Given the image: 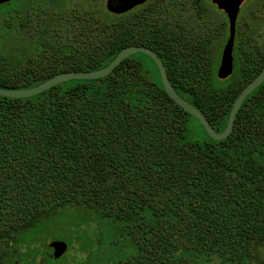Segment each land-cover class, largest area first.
<instances>
[{
	"label": "trees",
	"instance_id": "16d2710c",
	"mask_svg": "<svg viewBox=\"0 0 264 264\" xmlns=\"http://www.w3.org/2000/svg\"><path fill=\"white\" fill-rule=\"evenodd\" d=\"M62 1H23L0 13L5 35H25L30 45L0 51V89L98 71L121 50L145 47L176 94L221 133L235 98L264 68L263 12L246 9L233 74L221 81L227 23L213 21L204 34V0H152L122 14L108 13L101 0ZM176 9L191 12L198 25L173 27ZM191 120L199 140H190ZM97 222L133 248L116 264H264V83L222 141L170 99L143 54L99 79L28 98L0 96V264L29 263L36 244L54 233L70 238L59 241L68 250L74 241L92 256L99 234L88 227ZM64 254L43 255L68 264Z\"/></svg>",
	"mask_w": 264,
	"mask_h": 264
},
{
	"label": "water",
	"instance_id": "95a60500",
	"mask_svg": "<svg viewBox=\"0 0 264 264\" xmlns=\"http://www.w3.org/2000/svg\"><path fill=\"white\" fill-rule=\"evenodd\" d=\"M12 0H0V5H4L6 3L11 2ZM148 0H133L131 3L127 4L126 0H107L106 1V11L110 14H122L127 10L132 9L133 7L140 5ZM219 11H222L227 18L228 27H229V38L226 44L223 47L221 58L219 62V66L217 68L216 76L219 80H225L233 74L234 71V58H233V46H234V38H235V27L236 20L240 11L241 5L246 0H209ZM134 54H143L149 57L155 64L162 86L164 88L165 93L175 102L178 106H180L186 113L194 117L202 126L205 133L208 137L213 141H222L226 139L233 128V123L236 118V115L246 100V98L251 95L262 83H264V68L261 72L239 93V95L235 98L231 110L229 112V116L227 119L226 127L223 132L217 133L213 129V127L209 124L205 116L194 106L189 104L187 101L179 97L174 91L173 87L170 85L168 81V77L165 71V68L157 55L145 48L138 46H131L125 48L119 52V54L111 61L105 68L100 69L98 71L92 72H77V73H64L58 74L53 78L45 81L44 83L32 87L29 89L22 90H7L0 89V96L19 99V98H28L32 96H36L56 85L61 83L72 81V80H94L105 77L109 75L123 60L134 55ZM67 249V245L63 242L52 241L45 248V255L51 260H58ZM17 264H29L28 262L21 261Z\"/></svg>",
	"mask_w": 264,
	"mask_h": 264
},
{
	"label": "rangeland",
	"instance_id": "374dc122",
	"mask_svg": "<svg viewBox=\"0 0 264 264\" xmlns=\"http://www.w3.org/2000/svg\"><path fill=\"white\" fill-rule=\"evenodd\" d=\"M23 1H31V0H12L9 3L10 4L9 6L3 7L2 9H0V13L4 12L5 10H10V9L17 7ZM106 1L107 0H101V2H99V4L103 6V8L105 9H106V6H105ZM255 1H258V0H255ZM62 2L64 3V7H71L75 4H78V3L80 4L82 2H85V6H88L87 0H63ZM249 3L250 2H247V5H246V2H245L240 9V13L238 16V19H240V23H243L244 21H247V22L249 21L247 13H244L245 8H247ZM249 7H251V5ZM262 7H263L262 4L261 6L256 5L253 9L256 12L261 13L260 12L261 10L264 11ZM219 12L220 11H218L217 9H214L211 7V10H210L211 14L207 13L208 20H210V18L212 20V23L209 26L211 27L216 26L214 25L216 22L226 21L223 14ZM178 14L180 13L178 12ZM181 16H182L181 19L179 18L178 19L185 26L188 27V26L193 25L194 23L195 25H198V20L196 19L194 20L193 14L191 12L183 13ZM4 21H5L4 15L0 14V38L3 37L2 39H0V51L5 52V53H11V54L16 53L17 54L18 49L14 48L13 42L14 43L17 42L18 43L17 46L19 47H22L25 45L30 47L29 42H28L29 40L27 39L25 35L22 36L17 33L14 34V36L5 35L4 30H3ZM260 28H261L260 31L264 32V26L262 25ZM220 45H221L220 46V50H221L222 44ZM147 67L150 69L153 68L149 62L147 63ZM189 136H190V140L192 139L199 140L202 137V132H201L200 127L193 120H191L189 123ZM98 224L100 223L99 222L91 223V225L88 227V233H90L91 236H93L94 234H99L96 240L97 244H95V247L92 250V253L94 255L92 254L91 256V254L89 253H84V252L79 251L77 243L73 241L71 248L69 250L67 248L64 254L68 264H74L76 262L83 263V264L84 263L86 264H116L121 259L129 256L133 252V248L130 246L129 240L127 238L124 239L123 237L119 236L118 233H115L112 230H110V228L108 230L106 227H103L101 230H99ZM78 239L79 241L82 242V244H84L86 240V238L84 237L82 238L80 237ZM52 241H65L69 243L70 238L62 233H54L50 235L48 239L43 240L39 244H36L33 250H37L38 254L36 255L35 258L28 260L29 264H42L43 259H44L45 264H52L43 255L45 253V248ZM21 251L23 252L24 249L22 248Z\"/></svg>",
	"mask_w": 264,
	"mask_h": 264
},
{
	"label": "flooded vegetation",
	"instance_id": "af4514ba",
	"mask_svg": "<svg viewBox=\"0 0 264 264\" xmlns=\"http://www.w3.org/2000/svg\"><path fill=\"white\" fill-rule=\"evenodd\" d=\"M133 0H126V3L127 4H129V3H131ZM150 1H152V0H148V1H146V2H144V3H142V4H140V5H137V6H135V7H133L132 9H130V10H127L126 12H124V13H128V12H130L131 10H133V9H135V8H137V7H140V6H142L143 4H146V3H148V2H150ZM208 2H210L209 0H204V34H207L208 33V31H209V25H207V22H208V18H207V13H208V5H207V3ZM246 2V5H247V2H250L249 3V5L247 6V8H245V11H244V13L246 12V9H250L251 11H254V7L257 5V6H261V4H262V9H264V0H258V1H253V0H246L245 1ZM244 2V3H245ZM211 3V2H210ZM243 3V4H244ZM212 4V3H211ZM242 4V5H243ZM242 5H241V7H242ZM251 5V7H249ZM212 6L214 7V9H217L216 8V6H214L213 4H212ZM241 7H240V9H241ZM218 10V9H217ZM219 11V10H218ZM178 12L180 13V14H178ZM222 14H223V16L225 17V20L227 21V18H226V15L222 12V11H220ZM219 12V13H220ZM254 12H256V11H254ZM260 12H263L262 14H264V11L263 10H261ZM183 13H190V12H187V11H181V10H174L173 11V13H172V18H173V20H174V22H175V24H179V25H173V27H177V28H179V29H186V28H190L191 26H185L183 23H181V21L179 20V19H181V15L183 14ZM239 13H240V11H239ZM238 16H239V14H238ZM179 18V19H178ZM241 18V17H240ZM240 24V19H238V17H237V20H236V27H235V38H234V46H233V58H234V64H235V50H236V42H237V38H238V25ZM221 37H223L222 38V40H220V43L222 44V47H221V50L219 51V61H218V66H219V62H220V58H221V53H222V50H223V47H224V45L226 44V42H227V40H228V38H229V27H228V21H227V27H226V30L224 31V34H223V36H221ZM218 68V67H217ZM234 68H235V66H234Z\"/></svg>",
	"mask_w": 264,
	"mask_h": 264
}]
</instances>
